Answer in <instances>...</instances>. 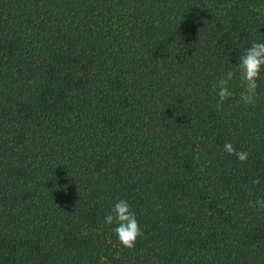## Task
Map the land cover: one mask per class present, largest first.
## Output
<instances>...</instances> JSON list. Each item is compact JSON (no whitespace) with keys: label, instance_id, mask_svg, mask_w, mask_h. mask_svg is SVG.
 <instances>
[{"label":"trees","instance_id":"1","mask_svg":"<svg viewBox=\"0 0 264 264\" xmlns=\"http://www.w3.org/2000/svg\"><path fill=\"white\" fill-rule=\"evenodd\" d=\"M253 41L264 0H0V264H264V70L211 91Z\"/></svg>","mask_w":264,"mask_h":264},{"label":"clouds","instance_id":"2","mask_svg":"<svg viewBox=\"0 0 264 264\" xmlns=\"http://www.w3.org/2000/svg\"><path fill=\"white\" fill-rule=\"evenodd\" d=\"M262 70H264V42L253 41L250 47L239 56L234 65V70H229L220 75L212 84L211 91L217 98L215 110L221 111L224 103L233 97L234 93L229 84L234 79L239 81V86L242 89L236 101L237 104L243 103L248 107H255L259 98L257 89ZM223 147L227 154L234 155L241 163L248 159L249 153L247 151H237L230 142H226ZM259 182L258 178L252 181L254 185L259 184ZM256 203L259 201H249V206H255ZM103 225L113 226L112 232L121 248L124 249L134 248L137 239L143 235L136 213L125 199H119L111 206L103 217ZM88 234L87 229L81 232V235L85 237Z\"/></svg>","mask_w":264,"mask_h":264}]
</instances>
